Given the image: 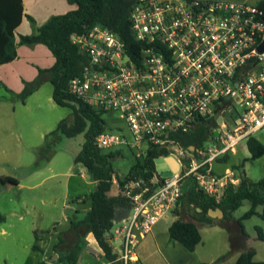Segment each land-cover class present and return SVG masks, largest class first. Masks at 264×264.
Segmentation results:
<instances>
[{
    "label": "built area",
    "instance_id": "2783aa9c",
    "mask_svg": "<svg viewBox=\"0 0 264 264\" xmlns=\"http://www.w3.org/2000/svg\"><path fill=\"white\" fill-rule=\"evenodd\" d=\"M128 17L142 42L136 58L105 25L71 34L84 60L67 91L125 120L130 137L103 129L94 137L99 148L127 145L142 158L151 145L156 157L178 162L168 175L111 176L113 189L130 200L111 244L119 264H140L139 239L172 212L184 180L219 201L241 178L235 168L215 172L212 163L264 127V8L244 0H135ZM199 124L207 137L191 154L177 136Z\"/></svg>",
    "mask_w": 264,
    "mask_h": 264
},
{
    "label": "trees",
    "instance_id": "16d2710c",
    "mask_svg": "<svg viewBox=\"0 0 264 264\" xmlns=\"http://www.w3.org/2000/svg\"><path fill=\"white\" fill-rule=\"evenodd\" d=\"M67 1L75 3V7L52 14L33 32L17 33L16 36L15 30L22 16L27 15L31 20L33 18L23 12L22 0H0V64L14 59L17 56V45L21 43H44L54 56V62L48 67H38L37 75L32 80L25 81L20 91L11 90L12 99L24 102L26 97L47 79L53 85L54 101L71 108L70 113L60 118L56 127L44 135V142L37 150L40 156L49 159L53 153V139L57 135L73 136L80 132L84 133V141L74 161L83 165L96 184L89 193L73 198L74 202H89L90 207L80 218L76 215L70 216L68 231L75 237V243L65 252H57L56 260L76 264L80 249L86 243L85 233L90 231L102 249L107 264H119L110 239L112 227L117 209L130 207L127 196L119 190L111 192L113 190L111 176L116 173L112 158L120 155L121 152L119 148H99L95 145V135L105 129L103 110L70 94L67 91V83L72 76L80 72L84 60V55L71 40V34L81 32L96 23L117 32L132 58L139 55L142 42L132 33L128 17L129 9L135 0ZM256 4L264 8V0H259ZM177 137L185 146L189 144L197 146L207 137V129L203 124H199L187 132L178 133ZM246 144L252 158L264 153V143L253 135L246 138ZM158 154L157 149L150 145L142 158L135 157L126 175L147 174L155 170L154 159ZM7 178L11 177L5 176L1 181ZM191 179L186 186H181V194L172 210L175 218L168 226L170 238L180 241L189 250H193L201 240L200 225L218 224L228 231L230 248L216 260H224L233 252L239 251L233 264H264V261L254 260L255 248L250 245L251 236L242 222V219L251 214H258L264 219V174L252 179L241 172L239 182L228 184L219 201L200 189L194 179ZM244 199L249 201L250 206L242 215L235 217L233 211ZM258 205H261L260 210L257 209ZM217 206L223 210V215L221 217L209 215L208 208ZM4 218L5 216L0 212V222ZM255 230V238L264 241V230L258 225H255ZM58 241H62L61 236ZM58 245L56 244L55 247ZM4 264L15 263L4 262ZM194 264L211 263L198 261Z\"/></svg>",
    "mask_w": 264,
    "mask_h": 264
},
{
    "label": "rangeland",
    "instance_id": "374dc122",
    "mask_svg": "<svg viewBox=\"0 0 264 264\" xmlns=\"http://www.w3.org/2000/svg\"><path fill=\"white\" fill-rule=\"evenodd\" d=\"M244 1L256 4L259 0ZM35 26L36 24H31V27ZM21 50L20 48L18 61L8 62L0 67V174H9L21 181V184L8 188L0 183V212L5 216L0 222V264L4 262L50 264V260L47 263L42 262V252L36 247V243L41 241H37L36 235L43 236L42 234L47 231L56 232L57 229H63L69 224L70 216L84 215V209L89 203L82 204L79 211L75 212L72 208L73 198L89 193L95 183L83 165L74 161L84 141L83 132L73 136L59 134L54 137L53 153L49 159L38 154L37 150L44 142V135L54 129L59 119L68 115L71 108L54 101L53 85L47 79L29 94L24 102L12 99L11 89L12 91L18 89L21 82L24 86L25 81L32 80L37 75L31 79H23L19 64L26 59L31 68L41 67L37 61L28 60L33 59L28 58L32 56ZM118 114L117 111L102 114L105 129H119L130 137L125 120ZM229 115L227 112L226 117ZM252 135L264 143V127ZM236 148L235 153H226L218 157L219 161L228 159L233 161V166L237 169L242 165L250 178L261 177L264 174V153L252 158L246 139H242ZM120 152V155L112 158V164L116 173L122 176L126 174L136 156L127 145H124ZM191 180V178L184 180L182 185L186 186ZM249 206V201L244 199L233 211V215L235 217L242 215ZM260 208L261 205H258L257 209ZM174 218L172 211L166 215L164 221L169 222ZM242 222L251 234H256L255 225L264 230V219L258 214H251L242 219ZM205 226L200 225L203 229L202 239L196 245L199 255L203 259H208L213 255L216 257V254L227 252L230 246L224 243L228 241V231L219 226L220 232L211 233ZM58 235L62 241H58L59 245L56 247L58 251H54L55 253L65 252L75 243V237L68 230L59 231ZM250 245L256 251L254 260H264V241L251 238ZM81 253L79 264H87V261L90 264H99L103 260L102 257L97 258V255L87 248ZM235 253L239 251L233 252L230 256ZM47 259H50V255Z\"/></svg>",
    "mask_w": 264,
    "mask_h": 264
},
{
    "label": "crops",
    "instance_id": "0c3cea01",
    "mask_svg": "<svg viewBox=\"0 0 264 264\" xmlns=\"http://www.w3.org/2000/svg\"><path fill=\"white\" fill-rule=\"evenodd\" d=\"M22 3H23V12L26 14H29L33 19L31 20L27 15H23L19 25L17 26L15 30L16 36H17V33L33 32L35 31L36 27L39 24L46 21L52 14L64 12L68 9L75 7V3H70L67 0H22ZM31 24H36L35 28L31 27ZM20 48L23 51L27 52V54H30V56H32L28 58H33V59H28V60H32V62L37 61L38 63H40L41 67H48L54 62V56L52 52L44 43L41 44V42L18 44L17 45V56L8 62H16L19 60ZM8 62L1 63L0 67L3 64L8 63ZM38 67L37 69L31 68L29 61L24 59L23 62L19 64L20 74H22V76L24 77L23 79H31L37 74ZM22 87H23V82L19 83L18 89L15 88L16 91L15 90L13 91L18 92V90L19 89L21 90ZM236 150L237 148H235V150L230 153L231 154L235 153ZM241 166L242 165L239 166V169L235 168L233 166V161H228V159H226V161L220 162L219 159L217 158L212 163V167L215 172H222L226 168H235L239 170L240 174L241 172L245 173L244 169ZM5 176H9L11 178H7L1 181V178H4ZM8 179H11L15 181L16 183L15 184L6 183ZM93 181L96 184V181L94 179ZM0 183L5 188H8L13 185L21 184V181L15 176H12L9 174H5V175L0 174ZM95 184H94V187H95ZM80 195H84V194H80ZM87 203L89 202H85V203L74 202L72 203V208L75 209V212H78L79 206H81L82 204H87ZM89 207H90V203L89 205H87L85 209L83 208L84 211L86 212V210ZM128 211L129 209H125V208L117 209L115 218H114L115 220L114 223L120 220L121 218L125 217L128 214ZM75 215L76 217H78L77 214ZM166 215L160 218L153 225L151 230L148 231L143 237L139 239L138 244L136 246V251H137V255L140 260V264H194L198 261H207L211 264H233L234 263L239 253H235L234 255L228 257L225 260H216V258L220 254L219 255L216 254V257H214L213 255L208 259H203L197 252L196 246L193 250H189L180 241L171 239L169 236L168 226L173 219L169 222L164 221V218L166 217ZM82 216L83 215H80V217ZM69 225H70V221L67 226H65L63 229H57L56 232L47 231L42 234L43 236L36 235V238L39 239V240L37 239V241H41V243H36V247L40 252H42V262L47 263L50 260L49 261L50 264H67L65 261L61 262V261L56 260L58 253L57 252L55 253L54 251L56 249L55 245L58 243V240H59V235H58L59 231L68 230ZM219 226L220 225L218 224H212L209 226H205L206 227L205 229H208L209 232L211 233H218L220 232V230H218ZM202 230L203 229L200 227L201 239H202ZM46 233H49V234H46ZM249 235L251 236V238H255V234L249 233ZM84 238L86 239V245L85 247L80 249L76 264L80 263L79 257L82 254L81 252L86 250V248L89 249L92 253L96 254L97 258L99 257L103 258V260L99 264H105L106 259L102 255V249L99 247L93 234L90 231H88L85 233ZM226 243H228L230 246L229 237H228V241H226L224 245ZM48 255H50V259H47ZM259 261H264V260H259ZM86 263L90 264L88 261Z\"/></svg>",
    "mask_w": 264,
    "mask_h": 264
},
{
    "label": "water",
    "instance_id": "95a60500",
    "mask_svg": "<svg viewBox=\"0 0 264 264\" xmlns=\"http://www.w3.org/2000/svg\"><path fill=\"white\" fill-rule=\"evenodd\" d=\"M264 47V39L263 41L260 43L259 48L262 49ZM194 146L193 144H189L187 147V150L192 154V150H193ZM155 161V166L157 171L161 174V175H168L170 174L172 171L176 170L178 168V162L170 156L167 157H156L154 159ZM6 183L9 184H15L16 182L8 179L6 181ZM208 214L214 217H221L223 215V210L220 207H214V208H208ZM187 218H185L186 220ZM56 255V254H55Z\"/></svg>",
    "mask_w": 264,
    "mask_h": 264
}]
</instances>
